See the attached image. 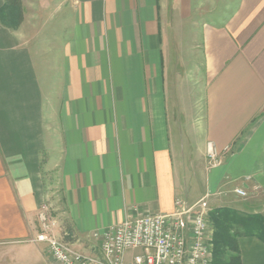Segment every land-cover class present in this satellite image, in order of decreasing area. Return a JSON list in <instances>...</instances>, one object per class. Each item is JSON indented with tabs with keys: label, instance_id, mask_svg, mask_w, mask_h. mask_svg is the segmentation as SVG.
<instances>
[{
	"label": "crops",
	"instance_id": "obj_1",
	"mask_svg": "<svg viewBox=\"0 0 264 264\" xmlns=\"http://www.w3.org/2000/svg\"><path fill=\"white\" fill-rule=\"evenodd\" d=\"M194 1L22 0L0 21V264H58L33 242L44 209L85 254L128 216L264 213V0L204 25Z\"/></svg>",
	"mask_w": 264,
	"mask_h": 264
},
{
	"label": "built area",
	"instance_id": "obj_2",
	"mask_svg": "<svg viewBox=\"0 0 264 264\" xmlns=\"http://www.w3.org/2000/svg\"><path fill=\"white\" fill-rule=\"evenodd\" d=\"M229 147L224 149L228 152ZM209 167L221 163V154L208 144ZM236 194L247 198L244 189ZM35 243H44L58 264H213V234L207 209H183L174 214L128 216L122 222L92 236L99 242L98 254L77 250L64 237L55 234L57 221L44 209ZM132 252L130 258L128 253Z\"/></svg>",
	"mask_w": 264,
	"mask_h": 264
},
{
	"label": "trees",
	"instance_id": "obj_3",
	"mask_svg": "<svg viewBox=\"0 0 264 264\" xmlns=\"http://www.w3.org/2000/svg\"><path fill=\"white\" fill-rule=\"evenodd\" d=\"M1 23L18 29L24 21L22 0H5ZM214 226L213 264H242L239 238L256 237L264 243V213L248 214L231 208H217L208 214Z\"/></svg>",
	"mask_w": 264,
	"mask_h": 264
},
{
	"label": "rangeland",
	"instance_id": "obj_4",
	"mask_svg": "<svg viewBox=\"0 0 264 264\" xmlns=\"http://www.w3.org/2000/svg\"><path fill=\"white\" fill-rule=\"evenodd\" d=\"M196 7L200 8L202 11L201 21L204 24L210 23H221L227 17L226 15L231 12L237 3V0H197ZM209 212L207 210V219L210 223L211 228L215 231L214 226L209 219ZM133 253H128V258L131 257Z\"/></svg>",
	"mask_w": 264,
	"mask_h": 264
}]
</instances>
